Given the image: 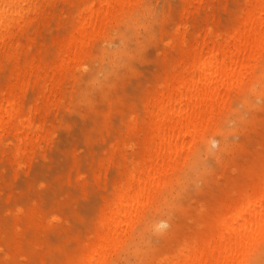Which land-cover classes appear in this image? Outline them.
I'll list each match as a JSON object with an SVG mask.
<instances>
[{
	"label": "rangeland",
	"instance_id": "obj_1",
	"mask_svg": "<svg viewBox=\"0 0 264 264\" xmlns=\"http://www.w3.org/2000/svg\"><path fill=\"white\" fill-rule=\"evenodd\" d=\"M90 1H43L14 32L17 56L0 55V96L20 71L19 119L30 117L32 138L21 150L13 131L0 139V264H86L117 186L144 163L152 96L188 42L231 33L247 0H131L53 74L60 40ZM263 184L264 45L92 264L177 259ZM236 264H264V230Z\"/></svg>",
	"mask_w": 264,
	"mask_h": 264
},
{
	"label": "bare ground",
	"instance_id": "obj_2",
	"mask_svg": "<svg viewBox=\"0 0 264 264\" xmlns=\"http://www.w3.org/2000/svg\"><path fill=\"white\" fill-rule=\"evenodd\" d=\"M45 0H0V55L20 52L15 30ZM131 0H91L73 17L72 30L59 44L58 74L84 53L88 41L100 33L115 12ZM190 3L191 0H185ZM182 42L187 43L182 34ZM190 51L172 67L149 104L148 126L142 145L143 164L133 166L117 186L115 199L102 217V229L86 264L100 261L117 241L123 226L131 219L146 194L213 114L228 91L242 81L252 60L264 45V0H247L238 25L229 34L206 29ZM16 70V68H15ZM19 70V69H17ZM20 71L13 84L0 96V139L13 131L18 150L31 143V119H19L18 89ZM264 230V184L243 202L224 212L218 228L201 245L183 244L181 256L165 258L163 264H236L249 244ZM184 256V257H183ZM181 257H183L181 259Z\"/></svg>",
	"mask_w": 264,
	"mask_h": 264
}]
</instances>
